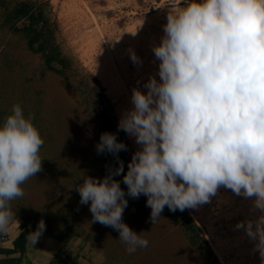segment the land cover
<instances>
[{"label":"clouds","instance_id":"clouds-1","mask_svg":"<svg viewBox=\"0 0 264 264\" xmlns=\"http://www.w3.org/2000/svg\"><path fill=\"white\" fill-rule=\"evenodd\" d=\"M152 52L159 79L150 75L144 90L133 88L118 123L139 146L123 175L127 193L114 178L124 173L118 153L127 145L103 132L97 154L114 155L118 167L102 179L81 174L80 204L133 254L149 241L124 223L126 195L146 196L155 224L165 207L197 209L224 188L250 201V218L234 229L264 264V0H180ZM130 59L142 64L134 51ZM43 145L33 117L14 105L0 125V232L15 220L11 202L24 196L22 185L43 170ZM45 230L41 219L33 244Z\"/></svg>","mask_w":264,"mask_h":264},{"label":"rangeland","instance_id":"rangeland-1","mask_svg":"<svg viewBox=\"0 0 264 264\" xmlns=\"http://www.w3.org/2000/svg\"><path fill=\"white\" fill-rule=\"evenodd\" d=\"M27 1L43 14L51 30V46L67 60V66L61 76L48 72L41 77L35 73L41 67V56L21 45L13 48L11 51L18 61L14 70L7 71L4 64H0V79L3 81L0 83V125L11 114L14 105L20 104L27 116L32 109L31 102L36 101L41 114L47 116L49 121L60 122L61 125L57 124L58 128L51 127L52 130H63L66 127L63 123L66 122L76 127L74 132L79 134L68 136L72 140L69 149L61 148L58 153V156L65 155L73 162L70 172L74 178L67 179L69 182L63 185L67 194L66 202L76 206L79 205L80 196L74 184L82 183L77 178L81 174L98 178L93 175V171L96 165L101 166L104 162L103 154H97L96 151L100 134L89 121L90 116L104 108L118 127L122 113L132 107L130 97L133 88L144 90L143 83L158 72L159 61L155 60L152 46L160 42L170 8L179 5L180 0ZM11 39L15 41L13 35L1 28L0 40L3 44L0 51ZM130 51L140 57L142 64L132 63ZM13 64H16L15 61ZM32 73L36 75L34 81ZM156 78L159 79V76L156 75ZM36 92H40L38 97H34ZM98 96L103 98L100 105L97 104ZM122 142L127 145V151L121 152L130 162L139 146L125 132ZM50 193L38 186L37 192L31 193V196L34 202L46 204L49 200L46 194ZM125 198L128 206H131L130 197ZM86 206V217H92L89 205ZM249 206L250 201L221 188L210 203L197 209L184 210L209 243L217 264H260L259 255L251 252L252 245L243 232L234 229L238 221L250 218ZM132 213L137 214L133 210ZM16 221L15 217L12 222ZM87 232V225L82 223L76 235L67 243L46 237L39 238L33 244L30 239L25 264H47L60 252H63V256L56 264H105L102 252L84 244ZM145 237L149 243L164 240V236L155 238V241L149 235ZM98 239L99 245L105 241L100 234ZM107 243L110 247H103L108 252L114 240L109 237ZM193 263L191 257L182 262ZM113 264L128 263L118 261Z\"/></svg>","mask_w":264,"mask_h":264},{"label":"trees","instance_id":"trees-1","mask_svg":"<svg viewBox=\"0 0 264 264\" xmlns=\"http://www.w3.org/2000/svg\"><path fill=\"white\" fill-rule=\"evenodd\" d=\"M0 27L5 28L6 32L15 37V41L11 39L9 42L8 40L0 51V64H4L7 71L14 70V67L17 66L18 61L11 50L21 45L31 53L41 56V67L35 72L36 74H40L41 77H44L48 72L60 76L64 74L67 60L60 56L56 48L51 46L49 25L43 18L41 11L37 12L30 1L0 0ZM2 44V40H0V47ZM13 61L16 64H13ZM31 77L34 81L36 75L32 73ZM32 78L28 80L30 81ZM0 83H3L1 79ZM39 93L36 92L34 97H38ZM102 100L103 98L98 96L97 104L100 105ZM31 104L32 109L28 111L27 116L33 117V123L44 139V145L40 150L43 170L22 185L24 196L11 202L12 211L22 219L21 229L23 231L14 240L12 249L0 248V255L4 256L0 258V264H23L28 235L36 230L41 219L44 220L47 229L43 235L62 243H67L73 238L77 229L82 226V223H85L88 232L83 242L84 244L87 243L90 248L102 252L105 255V264H113L118 261H125L128 264H182L188 257L194 259L193 264H217L209 243L185 211L172 212L165 207L158 222L152 224L150 220L151 209L146 206L147 197L144 195L138 199L130 197L131 206H127L123 212L124 223L137 233L145 232L144 235H149L153 241L162 236H164V240L150 242L146 248L128 254L125 250L126 246L118 239L119 233L117 231L100 223H93L92 217H86L88 206H83L80 202L76 206L66 202L67 194L64 192L63 184H66V181L69 182L67 179L74 178L70 172L73 162L65 155L58 156V153L61 148L69 149V144L72 141L70 137L76 136L79 132L75 134L76 127H73L71 122L63 123L66 126L63 130L57 129V124H60L59 121H49L47 116L41 114L36 101H32ZM24 115L26 116V114ZM90 120L100 135L103 132L115 133L117 140L123 141L124 131L118 130L113 118L104 108H100L96 115L90 116ZM51 127H57L56 131H54L55 129L52 130ZM118 156L124 163V173L114 178L120 181L121 188L127 193V186L123 183V175L127 172L129 162L124 153L119 152ZM102 159L104 162L101 166L96 165V170L93 171V175H97L100 179L108 174L109 168L118 167L114 155L105 152ZM38 186L47 193L51 192V195L46 194V198L49 199L46 204L34 202L35 200L31 196V193L37 192ZM132 210L137 214L134 215ZM99 234L106 243L109 237L114 240L110 251L107 252L106 248L103 247L104 245L110 247L105 241L102 245L98 244ZM140 251L141 255L142 253L145 254L139 255ZM16 253L19 256L12 257ZM61 256H63V252L56 254L47 264H56Z\"/></svg>","mask_w":264,"mask_h":264},{"label":"crops","instance_id":"crops-1","mask_svg":"<svg viewBox=\"0 0 264 264\" xmlns=\"http://www.w3.org/2000/svg\"><path fill=\"white\" fill-rule=\"evenodd\" d=\"M15 217L17 218L16 223L11 222L8 230L6 232H0V248H8V249H12L14 244V240L19 236V234L23 231V229H21V224H22V219L19 218L16 214ZM47 236L42 235L40 238H46ZM7 238V239H6ZM29 241H30V235H28L27 238V243H26V251L29 245ZM28 244V245H27ZM25 251L24 257H23V264H25L26 261V256L27 252ZM19 256L18 253L12 255V257H17ZM3 255H0V258H3Z\"/></svg>","mask_w":264,"mask_h":264}]
</instances>
